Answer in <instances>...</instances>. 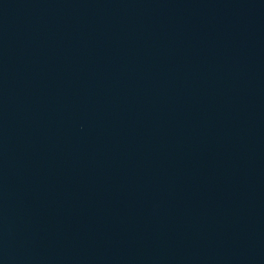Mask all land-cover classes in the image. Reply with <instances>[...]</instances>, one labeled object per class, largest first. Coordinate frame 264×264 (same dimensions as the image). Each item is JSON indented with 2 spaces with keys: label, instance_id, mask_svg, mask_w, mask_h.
Listing matches in <instances>:
<instances>
[{
  "label": "water",
  "instance_id": "95a60500",
  "mask_svg": "<svg viewBox=\"0 0 264 264\" xmlns=\"http://www.w3.org/2000/svg\"><path fill=\"white\" fill-rule=\"evenodd\" d=\"M0 264H264V0H0Z\"/></svg>",
  "mask_w": 264,
  "mask_h": 264
}]
</instances>
